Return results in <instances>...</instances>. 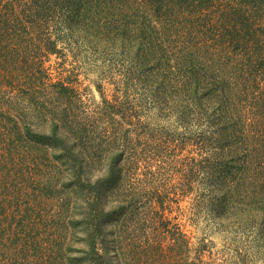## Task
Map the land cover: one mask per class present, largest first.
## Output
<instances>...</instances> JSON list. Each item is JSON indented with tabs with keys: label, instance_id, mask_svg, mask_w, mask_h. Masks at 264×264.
I'll list each match as a JSON object with an SVG mask.
<instances>
[{
	"label": "trees",
	"instance_id": "1",
	"mask_svg": "<svg viewBox=\"0 0 264 264\" xmlns=\"http://www.w3.org/2000/svg\"><path fill=\"white\" fill-rule=\"evenodd\" d=\"M186 196L264 253V0H0V264H251L194 250Z\"/></svg>",
	"mask_w": 264,
	"mask_h": 264
},
{
	"label": "rangeland",
	"instance_id": "2",
	"mask_svg": "<svg viewBox=\"0 0 264 264\" xmlns=\"http://www.w3.org/2000/svg\"><path fill=\"white\" fill-rule=\"evenodd\" d=\"M64 52V57L53 54L50 56V60L46 62L47 65H51L50 71L52 72L54 80L57 78V72L61 67L59 66V62H63L66 68L75 66L76 69L74 72L76 73L77 87L79 91L83 93V98L88 100L90 105H100L103 98L113 102V96L117 94L120 95V93L115 90L117 85L108 81V79L103 76L101 70H99L100 68L96 66L99 62H95V60L93 62L91 58L86 57L88 53L85 51H81L80 53L74 52L77 56L74 58L73 53H71L69 49L65 48ZM65 73L67 72H63V75H65ZM100 77L101 81L99 80ZM100 106H102V104ZM134 110L144 115L142 119L146 120L149 126L148 131H152L153 128L157 127L158 125H156V123H160V125L167 127L168 131H171V129L175 127L172 119L167 120L161 118L156 109ZM188 150H192L191 153H188ZM187 154L196 155V152L191 146H188L182 151V155ZM174 206H176V204H174ZM178 206L180 210H173L171 215L174 216L179 213L178 222L180 223V228L189 236L190 244L194 250L201 249L205 260L216 262L222 261L223 258L226 259V257H228L233 261L237 260L236 255L241 253V256L251 264H264V253L256 246L257 242L255 240L246 239L244 236L236 233L233 234L217 230L211 216L205 214V212H202L197 217H193L191 220V199L188 196L180 199ZM33 262L39 264L40 260L36 258Z\"/></svg>",
	"mask_w": 264,
	"mask_h": 264
}]
</instances>
